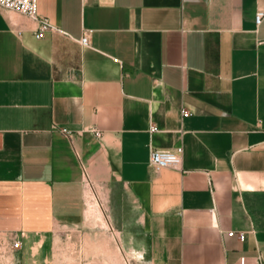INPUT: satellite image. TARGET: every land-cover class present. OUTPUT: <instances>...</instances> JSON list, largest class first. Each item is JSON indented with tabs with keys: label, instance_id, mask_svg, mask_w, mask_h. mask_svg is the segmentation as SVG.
Listing matches in <instances>:
<instances>
[{
	"label": "crops",
	"instance_id": "1",
	"mask_svg": "<svg viewBox=\"0 0 264 264\" xmlns=\"http://www.w3.org/2000/svg\"><path fill=\"white\" fill-rule=\"evenodd\" d=\"M38 1L0 7V264H264V0Z\"/></svg>",
	"mask_w": 264,
	"mask_h": 264
},
{
	"label": "built area",
	"instance_id": "2",
	"mask_svg": "<svg viewBox=\"0 0 264 264\" xmlns=\"http://www.w3.org/2000/svg\"><path fill=\"white\" fill-rule=\"evenodd\" d=\"M0 7L18 11L24 15H27L30 18H33L39 22V28L36 33L37 37H41L42 34L52 29V25L47 17H43L39 13V1L38 0H0ZM264 19V11L259 10L256 14V22L260 24ZM81 42L84 45L90 44V39L88 35H84L81 39ZM183 113L188 114L187 111L183 110ZM152 129H156L155 126H152ZM64 131L69 132L67 129ZM99 135L100 132H97ZM183 148L177 147L176 149L171 150H159L155 149L151 152L150 162L156 171L161 170L164 167L168 166H178L182 161ZM230 235H238L241 239H244L245 233L236 231H230ZM22 242L20 239L14 238L13 246L15 248H20Z\"/></svg>",
	"mask_w": 264,
	"mask_h": 264
},
{
	"label": "rangeland",
	"instance_id": "3",
	"mask_svg": "<svg viewBox=\"0 0 264 264\" xmlns=\"http://www.w3.org/2000/svg\"><path fill=\"white\" fill-rule=\"evenodd\" d=\"M47 255H46V263H51V264H69V251L68 247L65 249L60 250L59 252H62V255L59 254L58 252L54 253L52 249L47 250ZM51 252V253H50ZM35 259L37 257H34ZM128 259H127V264H128Z\"/></svg>",
	"mask_w": 264,
	"mask_h": 264
}]
</instances>
